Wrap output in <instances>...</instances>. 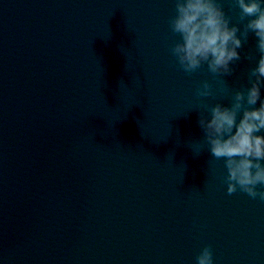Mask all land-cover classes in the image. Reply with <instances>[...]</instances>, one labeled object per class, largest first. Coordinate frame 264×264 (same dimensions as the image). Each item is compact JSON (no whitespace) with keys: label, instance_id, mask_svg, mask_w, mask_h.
<instances>
[{"label":"clouds","instance_id":"clouds-1","mask_svg":"<svg viewBox=\"0 0 264 264\" xmlns=\"http://www.w3.org/2000/svg\"><path fill=\"white\" fill-rule=\"evenodd\" d=\"M226 2L227 9L225 0H173L167 20L169 63L188 75L206 67L215 84L200 81L195 96L215 103L200 100L193 108L203 132L196 153L206 149L214 164L222 161L218 179L227 195L239 191L264 203V0ZM250 39L255 53L244 51ZM244 61H254L248 87L232 91L226 77L234 76ZM230 91L229 104L218 99ZM195 262L214 264L211 244L200 249Z\"/></svg>","mask_w":264,"mask_h":264}]
</instances>
